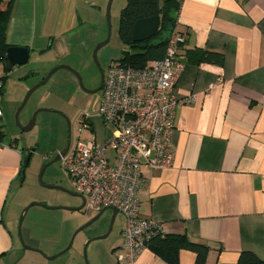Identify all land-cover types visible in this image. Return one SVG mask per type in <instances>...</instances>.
Returning a JSON list of instances; mask_svg holds the SVG:
<instances>
[{"label":"crops","instance_id":"1","mask_svg":"<svg viewBox=\"0 0 264 264\" xmlns=\"http://www.w3.org/2000/svg\"><path fill=\"white\" fill-rule=\"evenodd\" d=\"M177 1V31L187 41L180 51L185 67L175 95H194L195 102L176 109L172 166L142 171L140 216L160 224L164 235H185L207 245L205 264H236L245 251L264 260V0ZM101 16L85 0H15L7 43L30 54L23 66L8 73L0 68V78H6L2 102L10 80L20 81L27 93L30 78L40 80L53 66H69L67 60L83 46L77 30L100 24ZM191 50L219 53L223 64H194L186 54ZM77 94L82 93L76 90L70 102ZM97 112L89 116L92 130L87 134L102 142L109 133H97ZM26 159L19 139L0 145V264H70L54 256L68 244L64 230L53 251L42 244L31 245L38 251L20 245L18 215L25 202L12 211L7 207L23 181ZM123 228L110 264H126L115 258L125 254L120 249ZM194 263L193 253H180L179 264ZM133 264L167 263L144 250Z\"/></svg>","mask_w":264,"mask_h":264},{"label":"rangeland","instance_id":"2","mask_svg":"<svg viewBox=\"0 0 264 264\" xmlns=\"http://www.w3.org/2000/svg\"><path fill=\"white\" fill-rule=\"evenodd\" d=\"M85 1L89 5H95L101 11V21L100 24L87 23V26L77 30V34L80 36L79 41L83 46L81 48L77 46L76 51L78 53L73 55L67 62L69 67H72L79 74L85 88L93 90L100 84V70L105 74L114 60L122 57L124 47L118 36V19L126 0H112L110 6L111 36L109 42L97 52L98 63L93 59V51L98 44L106 40L108 35L106 13L110 0ZM84 50L85 52H83ZM33 58L34 56L31 60ZM39 64L42 66L41 63ZM54 67L56 66L51 67L42 79ZM0 68L4 73L3 65H0ZM42 79L30 78L28 83L34 86ZM11 81L7 84L6 94L2 102L4 117L1 124L4 125V142L9 143L14 139H19V143L22 144L25 150L26 158L32 150H35L28 167L25 169V175L22 176L23 181L12 191L7 207L8 210L12 211L15 210L17 203L25 202V204H22L18 215L19 222L21 211L25 207L31 203L39 204L31 207L24 216L21 225L23 242L27 246L42 244L43 249L50 252L56 249L54 245L60 230H64L68 244L63 250L68 248L70 244L71 247L66 253L59 256L63 260H67L70 264H110L111 259H113L111 249L120 239V229L124 225L123 216L117 215L111 232L109 231L112 218L111 210L104 211L97 220L87 225L99 212L88 213L85 209H82L81 211H74V214L64 210V208H70V204H73L71 207H80L82 199L56 189L45 188L42 184L62 186L74 193L72 181L68 179L64 172L62 160L50 166H47V164L56 156L59 150H62L68 144V125L64 116L71 123V148L78 137H80L81 142L88 141L91 138L87 134L88 131H85L82 135L78 132V129L81 128L80 116L83 117L85 114L94 116L100 107L102 93L84 94L85 100L80 105L76 103L78 100L76 98L70 102V95L76 94V90L80 91L78 81L72 73L60 69L51 76L47 83L31 95L19 114L18 125L16 124L15 115L26 92L22 89L20 81ZM43 109L51 110V112L40 111ZM35 112H38V114L33 129L28 132L21 131L20 127L26 126ZM96 119L95 126L98 121L101 125L100 128L97 126V133L100 136L107 135L106 126L100 119ZM107 129H112V126L108 124ZM96 140L98 142L97 137ZM62 251L57 252L54 256Z\"/></svg>","mask_w":264,"mask_h":264},{"label":"built area","instance_id":"3","mask_svg":"<svg viewBox=\"0 0 264 264\" xmlns=\"http://www.w3.org/2000/svg\"><path fill=\"white\" fill-rule=\"evenodd\" d=\"M185 34L174 31L165 57L143 69L114 61L104 74L97 117L112 126L106 141L76 140L62 158L73 191L84 199L88 213L116 210L124 218L119 263L133 264L148 250L146 240L164 235L163 227L140 216L139 190L142 171L165 170L174 160L173 132L178 106L195 102V96L177 98L175 88L185 67L180 57ZM0 79V119L2 112ZM91 118L83 116L80 135L91 131Z\"/></svg>","mask_w":264,"mask_h":264},{"label":"trees","instance_id":"4","mask_svg":"<svg viewBox=\"0 0 264 264\" xmlns=\"http://www.w3.org/2000/svg\"><path fill=\"white\" fill-rule=\"evenodd\" d=\"M15 0H0V57L10 47L7 43V30L11 20ZM180 3L177 0H126L124 8L120 11L118 19V36L124 47L119 61L125 66L135 69H143L152 62L161 61L167 51L169 38L177 31ZM158 17L159 29L149 40L133 42L134 24L141 19ZM178 32V31H177ZM180 33V32H178ZM186 43V42H185ZM184 46V44H183ZM187 57L194 64L209 63L223 64V56L219 53L206 50H191L186 52ZM5 73H8L6 62L0 61ZM2 90L6 78L1 77ZM0 119V145L4 143V125ZM25 160L22 170L25 169ZM95 218V217H94ZM148 250L167 264H179L182 251H188L195 255L194 264H205L209 247L207 245L192 242L185 235H154L146 240ZM236 264H264L253 253L245 251L239 255Z\"/></svg>","mask_w":264,"mask_h":264},{"label":"water","instance_id":"5","mask_svg":"<svg viewBox=\"0 0 264 264\" xmlns=\"http://www.w3.org/2000/svg\"><path fill=\"white\" fill-rule=\"evenodd\" d=\"M111 3H112V0L109 1V5L107 7V13H106V17H107V28H108V35H107V38L105 41L101 42L100 44H98L96 46V48L94 49L93 51V59L96 63L97 62V52L99 49H101L102 47H104L110 40V36H111V22H110V6H111ZM159 29V18L158 17H151V18H146V19H141V20H138L135 24H134V27H133V35H132V39H133V42L135 43H139V42H143V41H146V40H149L151 39L155 34L156 32L158 31ZM29 50L27 48H23V47H9L5 54L0 57V61H5L6 62V65H7V68L8 70H11L13 67H16V66H23L25 64H27V62L29 61ZM183 61V60H182ZM60 69H64V70H67L69 71L70 73H72L76 78H77V81L79 83V85H81V87L83 88V90L86 92V93H89V94H96V93H99L102 91L103 89V84H104V74L102 72V70H100L101 72V78H100V84L98 86V88L94 89V90H86L85 89V86L83 85V82L79 76V74L77 72H75L71 67L67 66V65H60V66H57L56 68L52 69L46 76L44 79H42L38 84L34 85L32 88H30L28 90V92L26 93L24 99H23V102L21 103V105L19 106V108L17 109V112H16V115H15V120H16V124H18V117H19V114L20 112L22 111V109L24 108V106L26 105L27 101L29 100V98L31 97V95L41 86H43L45 83H47L49 81V79L51 78V76L58 70ZM40 111H43V112H51V110H46V109H43V110H40ZM38 112H35L31 118V120L29 121V123L26 125V126H21L20 127V130L23 131V132H28L30 130L33 129L34 127V124H35V119H36V116H37ZM66 120H67V125H68V144L66 146L65 149H63L62 151H60L48 164L47 166H50V165H53L54 163L58 162V161H61L63 157H65L69 150H70V146H71V128H70V121L68 120V118L64 117ZM19 125V124H18ZM33 152H35V150H32V152L28 155L27 159H26V163H25V169L28 167L29 163H30V159L32 157V154ZM25 169L23 170L22 172V176L24 177L25 175ZM42 174H43V171L42 173L40 174V181H41V178H42ZM43 186L45 188H50V189H56V190H59V191H62L64 193H67L71 196H78L80 197L79 195L75 194V193H72L70 191H68L67 189L63 188V187H60V186H56V185H46L44 183H42ZM82 199V205L78 208H75V209H72V208H64L65 210H75V211H81L83 208H84V199L82 197H80ZM39 204H36V203H31L29 204L27 207L24 208V210L22 211L21 213V216H20V220H19V226H18V236H19V242L22 246V248L24 250H29V251H38V250H35L33 249L32 247L30 246H27L24 242H23V239L21 237V225H22V222H23V219H24V216L25 214L29 211V209L33 206H37ZM106 210H111L112 212V218H111V227H110V232L112 230V226L115 222V219L117 217V211L116 210H112V209H105L103 210L101 213H99L95 218H93L87 225H90L92 224L95 220H97L104 211ZM107 236V235H106ZM105 236V237H106ZM71 247V244L68 246V248H66L65 250H63L61 253L57 254V256L55 257H58L60 255H62L63 253H66L68 251V249ZM55 257H52L50 259H55Z\"/></svg>","mask_w":264,"mask_h":264},{"label":"flooded vegetation","instance_id":"6","mask_svg":"<svg viewBox=\"0 0 264 264\" xmlns=\"http://www.w3.org/2000/svg\"><path fill=\"white\" fill-rule=\"evenodd\" d=\"M78 86H79V88H80V92L82 93L81 95L80 94H77V97H76V99H78L77 101H76V103H78V105H80V103H83L84 102V94H86V92L83 90V88L81 87V85H79V83H78ZM86 90H90V89H88V88H85ZM87 95V94H86ZM63 113V112H62ZM85 114V113H84ZM65 117V116H64ZM80 123V125L83 123V117H82V121H80L79 122ZM67 146V145H66ZM66 148V147H65ZM65 148H63V149H65ZM70 148H71V146H70ZM62 149V150H63ZM62 150H59L58 152H57V154L60 152V151H62ZM56 154V155H57Z\"/></svg>","mask_w":264,"mask_h":264}]
</instances>
